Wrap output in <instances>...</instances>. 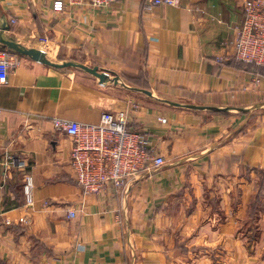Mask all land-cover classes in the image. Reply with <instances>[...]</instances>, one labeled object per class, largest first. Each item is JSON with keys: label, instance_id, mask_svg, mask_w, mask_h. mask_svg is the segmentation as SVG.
<instances>
[{"label": "crops", "instance_id": "0c3cea01", "mask_svg": "<svg viewBox=\"0 0 264 264\" xmlns=\"http://www.w3.org/2000/svg\"><path fill=\"white\" fill-rule=\"evenodd\" d=\"M55 1L0 0L12 65L0 85V264H264V69L231 46L246 0L62 14ZM106 111L127 112L166 163L89 191L53 121L97 124Z\"/></svg>", "mask_w": 264, "mask_h": 264}, {"label": "built area", "instance_id": "2783aa9c", "mask_svg": "<svg viewBox=\"0 0 264 264\" xmlns=\"http://www.w3.org/2000/svg\"><path fill=\"white\" fill-rule=\"evenodd\" d=\"M119 0H56L53 12L62 14L68 8L84 7L109 9ZM175 6L176 0H153L148 9L158 6ZM245 21L236 29V37L231 42L236 60L264 67V0H246L243 4ZM13 24L15 20L11 21ZM49 43L48 37L40 39ZM44 54L45 51L41 50ZM10 56L0 51V85L7 82L11 73ZM166 123V119L160 118ZM128 113L106 111L99 123H80L65 119H55L53 125L73 140L71 165L77 183L86 190L101 191L108 184L123 187L128 177L138 174L149 165L159 168L165 165L161 156L151 157L149 134L137 131L129 125ZM14 158L7 156L4 166L13 165ZM35 184L32 175H27L23 194L27 206L34 203ZM76 212L68 217L76 218ZM24 222L23 219L20 220ZM8 223V222H7ZM10 224V223H8Z\"/></svg>", "mask_w": 264, "mask_h": 264}, {"label": "water", "instance_id": "95a60500", "mask_svg": "<svg viewBox=\"0 0 264 264\" xmlns=\"http://www.w3.org/2000/svg\"><path fill=\"white\" fill-rule=\"evenodd\" d=\"M0 30H1V31L8 30V26L6 25V23H2V24L0 25ZM0 42H1V43L3 42L1 38H0ZM30 55L32 56V58H33L35 61L40 62V63H44V64H48V63H47V60H46V56H45V54H44L42 51H40V50H38V51H35V50H34V51H30ZM105 79H106V75H105V74L100 75V80H101V82H103ZM138 91H140V92L146 94V95L149 96V97H154V96L152 95V93L149 92V91H147V90H138ZM168 103L171 104V105H174V106H179V105L176 104V103H171V102H168Z\"/></svg>", "mask_w": 264, "mask_h": 264}, {"label": "trees", "instance_id": "16d2710c", "mask_svg": "<svg viewBox=\"0 0 264 264\" xmlns=\"http://www.w3.org/2000/svg\"><path fill=\"white\" fill-rule=\"evenodd\" d=\"M235 60H236V59H235ZM236 61L239 62V63H241V64L249 65V66H251V67H256V68H259V69H264V67H259V66L255 65V64H247V63L240 62V61H238V60H236ZM261 192H262V193L264 192V182H263V184H262Z\"/></svg>", "mask_w": 264, "mask_h": 264}]
</instances>
